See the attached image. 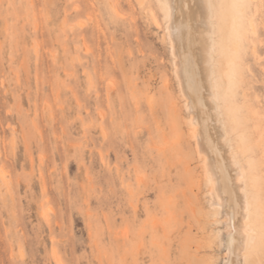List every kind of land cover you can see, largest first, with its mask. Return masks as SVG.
<instances>
[{"label":"rangeland","instance_id":"374dc122","mask_svg":"<svg viewBox=\"0 0 264 264\" xmlns=\"http://www.w3.org/2000/svg\"><path fill=\"white\" fill-rule=\"evenodd\" d=\"M145 1L0 0V264L234 257ZM251 9L242 86L264 150V0Z\"/></svg>","mask_w":264,"mask_h":264},{"label":"bare ground","instance_id":"6f19581e","mask_svg":"<svg viewBox=\"0 0 264 264\" xmlns=\"http://www.w3.org/2000/svg\"><path fill=\"white\" fill-rule=\"evenodd\" d=\"M135 1L147 7L145 0ZM152 1L161 13L160 40L194 149L204 163L209 206L226 224L220 240L234 249L224 264H264V150L260 128L255 139L249 124L240 62L249 34L256 33L248 15L252 0Z\"/></svg>","mask_w":264,"mask_h":264}]
</instances>
